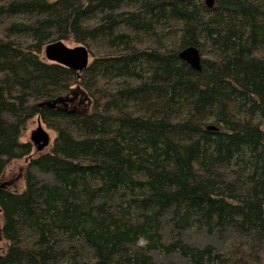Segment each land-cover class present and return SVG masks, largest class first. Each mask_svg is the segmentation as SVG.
<instances>
[{
  "label": "trees",
  "instance_id": "obj_1",
  "mask_svg": "<svg viewBox=\"0 0 264 264\" xmlns=\"http://www.w3.org/2000/svg\"><path fill=\"white\" fill-rule=\"evenodd\" d=\"M263 119L264 0H0V264H264Z\"/></svg>",
  "mask_w": 264,
  "mask_h": 264
},
{
  "label": "water",
  "instance_id": "obj_2",
  "mask_svg": "<svg viewBox=\"0 0 264 264\" xmlns=\"http://www.w3.org/2000/svg\"><path fill=\"white\" fill-rule=\"evenodd\" d=\"M216 0H204L207 7H213ZM44 58L47 62L60 64L75 72L84 70L89 64V51L84 45H76L74 47H68L62 40H56L47 43L43 49ZM178 57L187 63L191 68L195 70L201 69V54L199 50L194 46H189L182 49ZM64 100L69 101L70 99L58 98L52 103L45 102L40 103V106L55 107L57 104L64 103ZM37 128L32 131L30 139L35 146L37 151H42L46 148L50 142V136L48 132L37 123ZM212 128L211 126L208 127ZM264 132V127H263ZM264 218V209H263Z\"/></svg>",
  "mask_w": 264,
  "mask_h": 264
},
{
  "label": "rangeland",
  "instance_id": "obj_3",
  "mask_svg": "<svg viewBox=\"0 0 264 264\" xmlns=\"http://www.w3.org/2000/svg\"><path fill=\"white\" fill-rule=\"evenodd\" d=\"M68 47H74L75 44H70L69 42H64ZM78 45V44H77ZM91 60V57H89V62ZM78 100V98H76ZM38 122L36 120L31 121L28 126H26L25 130L22 133L21 141L23 142H30L33 147H35L30 139V135L32 131H34L37 128ZM42 127L48 132L50 136V141L52 140V132L45 128L43 125ZM264 127V119L262 120V128ZM35 149V148H34ZM27 164L26 159H16L8 162V164L5 167L4 174L2 179L0 180V183H9L14 185L15 189H22L24 183L22 179V172L25 165ZM199 241V240H196ZM5 247V243L2 241L0 236V251L3 250Z\"/></svg>",
  "mask_w": 264,
  "mask_h": 264
}]
</instances>
